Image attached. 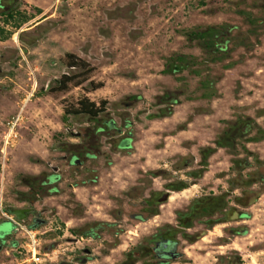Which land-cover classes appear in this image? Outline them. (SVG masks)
<instances>
[{"label": "rangeland", "instance_id": "374dc122", "mask_svg": "<svg viewBox=\"0 0 264 264\" xmlns=\"http://www.w3.org/2000/svg\"><path fill=\"white\" fill-rule=\"evenodd\" d=\"M0 6L11 33L0 42V141L20 116L11 147L0 146L1 233L14 235L3 213L32 205L43 264L82 249L88 264H155L137 250L159 230L177 242L166 264H264V0ZM63 75L73 77L57 91ZM83 98L106 103L97 120L66 114ZM70 152L82 166L68 165ZM38 176L34 191L22 185ZM46 177L54 183L36 189ZM194 200L185 229L176 213ZM99 223L109 227L84 235ZM0 264L21 260L4 249Z\"/></svg>", "mask_w": 264, "mask_h": 264}, {"label": "flooded vegetation", "instance_id": "af4514ba", "mask_svg": "<svg viewBox=\"0 0 264 264\" xmlns=\"http://www.w3.org/2000/svg\"><path fill=\"white\" fill-rule=\"evenodd\" d=\"M0 9H2V7L0 6ZM79 155L75 154V156H71L70 161L68 163V165H72V162H75V165L72 166H82V163L79 162L78 160ZM86 157H88V154H86ZM52 177H46V180L39 182L38 186H36V189L40 190L43 187H49L51 186L54 182H52ZM88 182V181H86ZM29 191H34V188H29ZM30 217V215L28 216V218ZM32 219H34L33 217H31V222ZM40 223V217L36 218V222L34 225H39ZM109 227V224H103V223H99L96 224L95 227H93L92 229H90L87 232L88 237L90 238H96L97 234H96V230H101L102 228H106ZM169 232L164 231L163 230H159L154 236H152L151 238H149L147 240V243L145 244V246L142 248H138V256H141L140 258H150L151 261H154L155 264H166L167 261L170 260H174L176 259L179 254L177 253L176 247H177V242H175L174 239H170L168 238H164L163 235H168ZM14 234V233H13ZM113 236H116V234H114ZM0 248L2 250L4 249H8L11 251V254L14 257H18L19 256V252H16L15 250L19 248V242L16 240L15 238V234L12 235V237L10 235H4L2 238H0ZM149 249V253H146L143 256V252L144 250H148ZM81 251V255L77 254V256H75L71 261L67 262V263H72V264H88L92 261H94L93 256L90 252V250L87 249H82ZM137 253V254H138ZM136 255V254H135ZM137 256V255H136ZM135 256V257H136ZM138 256L136 258H138ZM134 257V258H135ZM135 258V259H136ZM136 264V263H135Z\"/></svg>", "mask_w": 264, "mask_h": 264}, {"label": "trees", "instance_id": "16d2710c", "mask_svg": "<svg viewBox=\"0 0 264 264\" xmlns=\"http://www.w3.org/2000/svg\"><path fill=\"white\" fill-rule=\"evenodd\" d=\"M37 12H39L40 10H36ZM6 12V13H5ZM5 16L9 19L12 18V13L10 11H5ZM11 36V33L9 32H6L4 31L3 29L0 28V42L2 41H5L7 38H9ZM201 38H204L202 35H201ZM181 60V59H179ZM71 66L70 67H73L72 63L70 64ZM178 69H181L180 66H173V70L172 71H177ZM72 77L73 76H66V75H63L60 79V81L58 82V85H57V88L56 90L58 91H63L66 87H67V84L72 80ZM100 86H96L94 87L93 89L96 90L98 89ZM55 90V91H56ZM105 102H100L99 106H96L94 103L90 102L89 100H87L86 98H83L81 100H79L77 102V105L75 108H72L70 111L66 112V114L69 116H72V117H75V118H78V117H88L92 120H97L98 119V116L103 113V107L105 106ZM161 117V116H160ZM64 122H67V119L64 118ZM52 139L54 140L55 139V142L58 140H63V134L61 133H57L56 135L52 136ZM64 144V142H58V145L57 147H55L56 149H60L61 151L64 150V147L62 146ZM62 146V147H61ZM64 152V151H63ZM71 156H75V153H69ZM237 161V160H236ZM250 176V175H249ZM29 180H26V182H24V184H22L23 186H26V187H29V188H34V185L33 184H37V182L40 180V177H32V178H28ZM34 182V183H32ZM232 188H235V186H233L231 184V189ZM239 187H237L238 189ZM184 188H178V190H175L176 192H179V191H182ZM240 189V188H239ZM23 202L25 200H22ZM28 202V200L26 201ZM201 201L200 200H194L190 203V205L188 206L186 212H177L176 213V216H177V222L182 226L184 227L185 229H188L191 227L192 223H191V218L195 212V209L197 206L201 205ZM228 207V206H227ZM208 212V209L206 207H202L201 210H200V213H199V216H202L204 214H207ZM218 213V212H217ZM243 218H248V214H243ZM223 219V218H222ZM140 221H143L142 218H139ZM217 222H214V221H211V222H204L205 224V228L206 230H209L210 227H213L214 225H216ZM31 228H34L35 226H30ZM172 231V230H171ZM171 231H168L169 233L168 234H171L172 232ZM174 232V230H173ZM85 236H88L87 235V232L84 234ZM186 240H189V237L186 236Z\"/></svg>", "mask_w": 264, "mask_h": 264}, {"label": "built area", "instance_id": "2783aa9c", "mask_svg": "<svg viewBox=\"0 0 264 264\" xmlns=\"http://www.w3.org/2000/svg\"><path fill=\"white\" fill-rule=\"evenodd\" d=\"M20 121V116H16L9 123L6 132L3 134L0 146L2 153L7 148H10L13 140L17 137V127ZM1 204V201H0ZM3 218L10 222L13 226V233L16 240L19 242V256L21 264H43L42 257L47 256L40 253V232L36 228H31L30 225H25L18 222L10 214L3 213Z\"/></svg>", "mask_w": 264, "mask_h": 264}, {"label": "water", "instance_id": "95a60500", "mask_svg": "<svg viewBox=\"0 0 264 264\" xmlns=\"http://www.w3.org/2000/svg\"><path fill=\"white\" fill-rule=\"evenodd\" d=\"M72 165H75V162L71 163ZM96 177L97 174H95L92 177V180L90 181L91 185H95L96 184ZM54 178L52 180V182H54ZM85 185V184H82ZM169 195H165L164 196V200L168 199ZM33 204V203H32ZM9 214L12 215L14 217V219L18 222H22L25 225H28V216L30 215L31 217H33L34 219H32V222L29 224L30 226H35V222H36V218L39 217L40 215L38 213L35 212V210L33 209L32 205H30L29 207L26 208H13L11 210H9ZM4 235H6L5 233H1L0 231V238H2ZM1 250V248H0ZM60 264H72V263H60Z\"/></svg>", "mask_w": 264, "mask_h": 264}, {"label": "crops", "instance_id": "0c3cea01", "mask_svg": "<svg viewBox=\"0 0 264 264\" xmlns=\"http://www.w3.org/2000/svg\"><path fill=\"white\" fill-rule=\"evenodd\" d=\"M59 132H60V131H59ZM82 187H83V186H82ZM78 189H80V188H78ZM76 191H77V188H73L72 191H71V193H73L74 195H77V194H75ZM75 197H76V196H75ZM75 200H76L78 203L84 205V204L81 202L82 200L77 199V197H76ZM56 215L59 217L58 213H56ZM63 224H64L66 227H68V223H67V222H64Z\"/></svg>", "mask_w": 264, "mask_h": 264}]
</instances>
